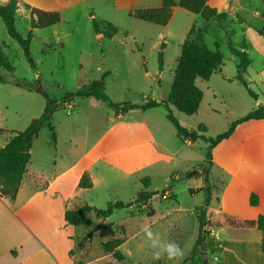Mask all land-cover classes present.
<instances>
[{"label":"rangeland","instance_id":"374dc122","mask_svg":"<svg viewBox=\"0 0 264 264\" xmlns=\"http://www.w3.org/2000/svg\"><path fill=\"white\" fill-rule=\"evenodd\" d=\"M113 1L99 0L93 4L83 2L60 12V23L32 30L30 51L35 68L28 65L22 49L7 35L0 20V44L15 69L12 75L29 82L39 78L49 98L57 102L62 100L65 92H73L80 84L102 76L105 92L115 103L142 104L147 100L166 101L170 94L180 46L189 30L187 27L193 25L197 17L181 8L167 26H158L131 17L128 10L114 7ZM256 9L253 11L259 12L257 7ZM249 17L252 22H258ZM93 18L99 22L98 34H95L92 28ZM216 20L217 25L225 21ZM103 22L111 23L116 28V35L113 38L106 39L109 31H106ZM15 26L23 37L28 34L30 31L28 9L25 16L16 18ZM98 37H101L99 43ZM222 49L225 54H229L227 44ZM159 53H162L161 65L158 61ZM260 67L259 64L254 66L256 70ZM221 69L224 73L234 75L236 64L226 57ZM217 74L218 72L214 73L209 81L200 79L195 81L196 86L203 91V100L197 115L186 116L170 107L171 113L181 126L186 128L187 125L199 122L205 126L204 134L207 137H215L225 131L231 117H240L241 111L249 106L250 102L256 104L254 108L258 105V101L250 97L240 83H237L239 91L234 90L231 83L223 82L221 75ZM254 74L252 69L248 70L245 79L248 80ZM208 87L222 97L214 100ZM251 89L252 92L258 93L254 86ZM95 102L99 105H95ZM44 104V98L37 93L11 84L6 91L0 87V122L5 126L3 135H15L16 132L24 130L32 119L42 114ZM107 112H112V109L99 101L73 98L70 105L60 107L52 116L51 124L61 153L64 154L72 148L73 156L78 162L74 170L90 169L97 178L95 187L87 195L88 199L93 201L91 207L104 209L106 203L115 201L125 204L124 209L115 210L105 220L97 219L93 212L86 213L84 216L87 219L83 221L88 222L90 226H67L63 235L68 236V239H63L61 247L70 250L71 253L74 252L76 261L80 260L77 264H172L166 259L159 261L152 259L151 250L147 247L142 231L148 226L163 239L175 241L184 249V258L179 262L182 264L189 256L198 234L194 211L204 204L205 195L202 192H195L193 195L189 193V188L195 187L200 181L182 177L184 172L181 170L202 163L208 144L196 140L195 147H187L186 143L176 136L174 127L166 119L165 108H155L146 113L144 116L147 122L149 120V123L156 124L159 138L157 151L162 155V159H159V168L150 172L151 183L146 190L157 194L152 203L148 200L146 206L139 207L143 205L137 201V194L143 189L140 183L143 177L124 178L113 169L109 170L100 160H96L101 148L111 137L110 133L101 138L107 125ZM136 114L142 116L143 113L137 110ZM98 138L101 140L92 150ZM171 152L175 154L171 155ZM53 155L50 132L43 128L34 139L31 169L35 171L40 167L48 169L47 166H43L42 156H49L52 160ZM185 155L190 157V161H178L179 156ZM174 157L177 160H174ZM174 170L180 171L171 174ZM167 187L168 192H164ZM170 189H173L172 194ZM148 212H151V215H148ZM207 215L211 221L219 219L214 214ZM211 221L210 235L206 241L209 264H242L241 260L255 262L254 245L243 246L234 241L235 243L232 242L233 245L228 247L230 251L224 252L222 244L225 240L224 234L216 231L213 238L216 229L213 227L217 222ZM95 227L97 230L89 235ZM88 235L90 241L87 239ZM114 239H125V242L116 249L121 254V260L115 259L102 248L105 242Z\"/></svg>","mask_w":264,"mask_h":264},{"label":"crops","instance_id":"0c3cea01","mask_svg":"<svg viewBox=\"0 0 264 264\" xmlns=\"http://www.w3.org/2000/svg\"><path fill=\"white\" fill-rule=\"evenodd\" d=\"M7 1L0 0V4ZM17 1L19 8L15 15V25L18 16H25V5L60 13L83 2L93 4L99 0ZM174 1L177 2L178 0ZM113 5L118 9L131 12L135 9L158 8L161 6V0H114ZM207 5L218 13H225V21L217 25L216 19L205 21L199 15H195L197 18H195L193 25L197 27L207 26L208 33L204 36V43L207 48L214 50L216 43L225 58L227 57L236 66L238 59L230 52L228 55L225 54L222 49L227 42H230L235 49L244 50L247 53L249 66L246 74L251 69L255 74L245 81L250 89L254 86L258 91V93L253 91L258 104L264 105V92H262V90L264 91V37L257 32V30L264 31V0H207ZM256 7L259 12L253 11ZM178 9L181 8L173 7L171 18L166 26L174 15L180 12ZM249 16L258 22H252L251 19H248ZM191 26L189 25L187 28L190 29ZM185 30L187 29L185 28ZM243 44L246 46L245 49H242ZM257 64L261 67L256 70L254 66ZM217 75H221L220 78L223 82L231 83L234 90L239 91L240 88L237 86L239 82L234 79L236 73L234 75L233 73H224L221 69ZM8 85L10 84H0V87L6 91ZM208 89L211 90V97L214 100L217 97H222L214 89L210 87ZM202 100L194 115L199 113ZM95 105L99 104L95 102ZM255 105V103L250 102L249 106L241 111L240 117H231L227 128L232 121L245 116ZM151 110L142 112V116L136 114V109L130 110L124 116L116 115L113 109L112 112H107V125L101 138L110 133L111 137L108 138V143L101 148L96 160H100L109 170L113 169L124 178L133 176L140 178L148 176L149 178L150 172L159 168V159H162V155L157 151L159 138L156 133V124L149 123V120L147 122L146 116H144ZM2 126L0 122V148L4 147L13 136L3 135L5 126ZM198 126H200L199 122H194L193 125H187L186 129L195 131ZM100 140L98 138L92 150L96 148ZM70 144L69 142L68 147ZM33 145L34 140L30 149V162L15 199L10 200L0 196V264H77L80 260L76 261L74 252L71 253L70 250L61 247L63 239H68V236L63 235V232L69 226L64 221L63 215L65 211L78 209L84 204L92 205L93 201H90L87 195L95 187L97 178L90 169L88 171L74 170L78 162L77 158L73 156L72 148L64 154L61 153L57 138L55 144H52L54 149L52 160L49 159V156H42L43 166H47L48 169H41L40 167L37 171L32 170ZM185 145L193 148L196 141ZM211 153L212 166L208 179L212 185V192L206 207L207 220L211 221L208 213L219 217V219L211 222H222L227 217L254 220L259 215L264 216V119L250 120L237 125L232 134L219 142ZM170 154L174 155L175 153L171 152ZM173 159L177 160L176 157ZM178 161L187 162L190 161V157L188 155L179 156ZM191 168L193 167H185L181 172H186ZM179 171H171V174L179 173ZM84 172L89 175L92 181L90 189L77 187L79 178ZM195 179L200 182L195 187L189 188L194 193L203 187L202 178ZM172 190L170 189L171 194ZM151 194L149 202L152 203L156 192ZM251 194L257 196V206L249 204ZM216 231H221L224 234L223 239L225 240L222 242L225 248L224 252L230 251L228 247L233 245L232 242L234 241L243 246L254 245L255 262L241 260V263L264 264V254L260 251L261 234L259 231L256 229L247 230L244 240L227 238V227L225 226L216 228L213 232V238Z\"/></svg>","mask_w":264,"mask_h":264},{"label":"trees","instance_id":"16d2710c","mask_svg":"<svg viewBox=\"0 0 264 264\" xmlns=\"http://www.w3.org/2000/svg\"><path fill=\"white\" fill-rule=\"evenodd\" d=\"M180 7L185 11L199 15L203 20L208 21L212 19L225 20V13H218L215 9L207 5V0H161V6L158 8L149 9H135L129 15L139 21L165 26L172 15L173 7ZM17 0H8L4 4H0V19L3 22L7 35L16 41L22 49L24 58L31 68H35L34 61L31 57L30 40L32 38V30L47 28L60 23V13L57 11H46L38 8H33L25 5L30 14V31L23 37L20 35L15 26V15L18 10ZM106 31L109 33L106 39H111L116 35V28L111 23L103 22ZM99 22L94 18L92 19V28L95 34L100 32L98 28ZM208 33L207 26L197 27L192 25L188 30L184 41L180 46L179 57L174 71L172 85L169 97L166 101L147 100L142 104H132L129 102L115 103L111 101L105 92L104 76L99 79L80 84L73 92H65L62 100L57 102L49 98L47 92L43 89L39 78L34 82H29L25 79L15 78L12 74L15 69L8 61L0 46V84H11L15 87L31 91L39 94L44 98L45 104L42 114L38 118L30 121L28 126L18 131L13 135L6 145L0 148V196L14 200L19 189L21 180L26 172L27 165L30 162V149L33 140L38 136L43 128H47L50 132L51 142L55 144L56 135L54 128L51 124L53 114L60 108L70 105L73 98H90L99 101L107 107L113 109L116 115L124 116L130 110H140L145 112L147 110L163 107L167 114L166 119L172 124L175 129L176 136L183 143H194L196 140H201L208 144L205 155V160L187 170L182 174L186 179L202 178L203 187L196 190L205 195V202L202 206L197 207L194 211L197 224L198 234L190 250L189 256L182 262V264H209V256L207 253L206 241L210 235L209 227L210 222L206 218V207L209 201L212 185L209 182L208 175L212 166V149L222 140L228 138L235 127L243 122L250 120H263L264 119V105L258 104L256 108L249 111L245 116L235 121H232L228 128L217 134L215 137L205 136L206 128L204 125L198 126L197 130L190 131L181 126L178 120L173 116L170 107H173L178 112L186 115H194L202 100V91L196 86L195 81L208 80L211 75L220 71L221 66L225 60V56L219 50L218 45L215 43L214 50H210L204 43V36ZM260 35H264L263 30H259ZM101 37L97 38L100 42ZM229 52L238 59L236 66L235 80L238 81L248 95L256 100V95L249 88L248 83L245 81L244 75L246 74L249 66V58L247 53L243 50L235 49L230 42L227 43ZM245 44L242 49H245ZM159 64H162V53L158 55ZM144 64V61L142 62ZM142 190L137 194V201L146 206L148 200L151 198L147 188L150 186L148 177H143L140 180ZM78 188L90 189L92 181L89 175L84 172L79 178ZM168 192V187L164 190ZM189 193L193 194L194 191L189 189ZM249 204L257 206L258 198L255 194L249 197ZM125 208V204L121 201L108 202L104 209L92 208L84 204L78 209L67 210L63 215L64 221L73 226H90L88 222H84L85 214L93 212L97 219L105 220L115 210ZM151 215V212L147 213ZM227 227V237L231 240H244L246 238V231L249 229H256L261 234L260 251L264 254V216L259 215L254 220H240L235 218H224L222 222L214 224L213 228ZM97 230L95 227L89 235ZM87 236V238L89 237ZM125 242V239H114L105 242L102 248L107 253H111L115 259L121 260V254L116 250L120 245Z\"/></svg>","mask_w":264,"mask_h":264},{"label":"clouds","instance_id":"9594fccd","mask_svg":"<svg viewBox=\"0 0 264 264\" xmlns=\"http://www.w3.org/2000/svg\"><path fill=\"white\" fill-rule=\"evenodd\" d=\"M142 231L154 261L166 259L172 264H179L184 258V249L175 241L163 239L159 233H154L148 226H145Z\"/></svg>","mask_w":264,"mask_h":264},{"label":"water","instance_id":"95a60500","mask_svg":"<svg viewBox=\"0 0 264 264\" xmlns=\"http://www.w3.org/2000/svg\"><path fill=\"white\" fill-rule=\"evenodd\" d=\"M156 194H157V192H156Z\"/></svg>","mask_w":264,"mask_h":264}]
</instances>
